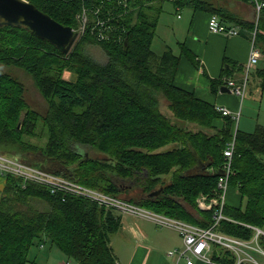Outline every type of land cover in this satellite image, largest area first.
<instances>
[{
	"label": "trees",
	"instance_id": "obj_1",
	"mask_svg": "<svg viewBox=\"0 0 264 264\" xmlns=\"http://www.w3.org/2000/svg\"><path fill=\"white\" fill-rule=\"evenodd\" d=\"M28 1L73 28L83 6L100 7L105 18L111 12L112 28L109 38L100 39L90 26L64 52L25 25H0V152L109 194L139 189L138 197L125 199L209 226L213 213L199 208L197 198L218 195L225 149L235 137L229 191H237L238 198L236 203L225 200L224 214L230 219L215 229L244 240L255 237L249 225L264 230V125L254 131L236 128L232 115H223L214 102L176 84L182 55L202 65L185 42L180 53L171 46L161 54L152 49L164 0ZM172 1L180 9L216 13L223 21L254 28L230 10L228 0ZM237 1L253 5V0ZM259 27L264 31V7ZM257 43L264 55V33H258ZM86 44L102 48L106 60L94 58ZM5 67L33 77L48 103L45 112L29 105L24 83ZM259 72L264 76V68ZM207 77L211 91L218 93L222 78ZM162 97L172 116L161 109ZM39 123L46 130H38ZM45 132L48 139L41 144L37 139ZM80 145L103 156L79 151ZM128 181L132 185L126 186ZM121 224L117 209L7 174L0 195V264H27L32 248L47 242L74 264H119L112 235ZM258 243L264 248V234ZM220 248L221 254L213 257L236 264L237 253Z\"/></svg>",
	"mask_w": 264,
	"mask_h": 264
},
{
	"label": "built area",
	"instance_id": "obj_2",
	"mask_svg": "<svg viewBox=\"0 0 264 264\" xmlns=\"http://www.w3.org/2000/svg\"><path fill=\"white\" fill-rule=\"evenodd\" d=\"M253 6L255 9V16L253 19L254 28L252 30V47L248 60L244 64L242 80L237 81L234 77L227 75L222 78L224 84L229 87L234 94L242 98L246 94L252 71L257 67L259 61L263 58V52L257 44V35L259 32L264 33V31L259 27L260 15L264 7V0H253ZM101 12L100 7L90 9L88 6H83L82 11L77 15L78 25L76 28H73L77 33V37L83 36L87 29L91 26V33L93 35L98 36L100 39L109 38V31L112 28V25L109 23L111 12H109V15L106 18L101 16ZM208 25L210 31L216 34L231 37L240 33L238 25L227 24L216 13L211 14ZM216 109L223 115H232L234 118L239 117L238 114L233 113V111L226 105L217 104ZM234 149L235 137L229 142L227 148L225 149L227 160L223 168L224 175L218 183V187L220 189L218 195L211 197L210 195L202 194L198 198L200 208L212 209L214 211L213 221L210 226H201L180 218L157 213L140 204L122 198L121 196L109 194L102 190L81 184L76 180L57 175L49 170L37 166H33L18 157H12L2 152H0V177L5 178L7 174H13L23 178L24 181L32 180L44 184L51 188L52 192L62 189L68 190L77 195L95 200L107 207L117 209L122 213H130L135 216L149 218L163 226L172 227L180 233L184 246L179 250H170L168 255L173 256L174 254H178V258L180 259L184 257L187 264H195L196 260L206 261L209 264H229L215 261L212 258V251L215 245H220L234 250L237 253L236 264H241L242 261L250 260V258L253 260V257L245 250V248L249 247L252 242H255L258 250L264 253V250L258 243V236L259 234H264V230L256 226L249 225L255 229L256 235L252 240H244L219 232L215 229L216 225H218L221 220L230 219L224 214V204L227 190L229 188V178L233 173L232 156ZM66 264L74 263L71 260H68Z\"/></svg>",
	"mask_w": 264,
	"mask_h": 264
},
{
	"label": "crops",
	"instance_id": "obj_3",
	"mask_svg": "<svg viewBox=\"0 0 264 264\" xmlns=\"http://www.w3.org/2000/svg\"><path fill=\"white\" fill-rule=\"evenodd\" d=\"M235 1L237 2V0ZM235 1L228 0V2H226L230 10L242 19L253 22L255 16L254 6L242 1H238L239 3L236 4ZM187 8H189V30L185 36V40L179 42V44L181 45V43L185 42L186 46L197 55V59L202 66H195L185 55H182L175 82L179 86L195 90L197 95L206 100L214 102L215 104L226 105L234 111L238 106L236 98L228 96L227 93H230L228 91L220 90L218 93H213L207 75L211 78H223L227 75L234 77L237 81H241L242 69L244 63L248 60L252 47L253 29L251 30L248 26L243 27L235 21L227 20L225 21L227 24L238 25L240 33L231 37L216 34L210 31L208 25L211 13L195 10L192 7ZM176 9L181 10L177 7ZM225 64L228 65L224 66ZM224 69H228L229 72L223 74ZM259 69L261 68L258 65L252 74L250 86L253 81L257 80V76L261 79L264 77L260 74ZM230 94L234 95L232 92ZM4 184L5 178L0 177V195ZM236 199L233 195H230L228 189L226 201L228 200L232 203H236ZM186 206L191 212L197 213L191 206ZM207 210L212 211L214 214L212 209ZM149 221H151V219L140 218L130 213H122L121 227L112 235V245L118 256L119 264H187L184 257L179 259L178 254L169 256L168 253L163 255L160 253L162 250H159L161 241L164 244L162 245L163 249L169 251L183 248L184 243L180 233L176 229L170 227L171 229H169L170 233L168 236L166 235L164 236L165 238H159L161 241H158L157 245H153L152 231L147 227ZM117 234H120L118 236L121 237L124 236L123 243H116L117 239L115 236H117ZM48 244L49 243L39 245L35 252L31 250V260L27 264H66L69 258L65 253L54 245L50 244L49 247H47ZM220 247L222 246L215 245L213 247L212 258L215 261H220L213 257L215 253H220L222 251ZM248 248L264 255L263 252L258 250L255 242H252L245 250L247 251ZM261 248L264 250L263 247ZM252 262L258 264V261H256L254 257ZM195 264L209 263L196 260Z\"/></svg>",
	"mask_w": 264,
	"mask_h": 264
},
{
	"label": "rangeland",
	"instance_id": "obj_4",
	"mask_svg": "<svg viewBox=\"0 0 264 264\" xmlns=\"http://www.w3.org/2000/svg\"><path fill=\"white\" fill-rule=\"evenodd\" d=\"M230 1V0H229ZM235 1V0H233ZM228 2V1H227ZM236 4L239 2L235 1ZM189 8L185 7L181 10L176 9L174 3L172 0H164L163 1V12L160 17L159 25L157 28L156 35L154 37V40L152 42V49L161 54L164 52V50L167 48V46H171L176 53L181 52V45L179 42L185 40V36L188 33V10ZM235 9V8H232ZM180 14V17H179ZM182 14V16H181ZM79 37L76 38V41ZM75 41V42H76ZM86 50L89 54H91L94 58L100 61H105L107 56L105 51L100 48L98 45L94 44H86L85 46ZM228 64H225L224 66H227ZM259 67L261 69L264 68V58H262L259 63ZM5 70L12 75L17 76L25 85V98L29 105L36 109L37 111L43 113L46 111L48 103L44 96L41 94L38 86L36 85L33 77L29 75L26 71L23 69L17 68V67H5ZM257 80L253 81L251 86L249 85V89L244 97V100L241 104V97L234 96L230 93H227L230 97H235L238 106L237 109L234 111L237 112L239 115L238 120H236V127L240 128L241 130L245 131H254L256 126L258 124L264 125V86L262 85L264 82V78H260L259 76L256 77ZM209 79V78H208ZM227 92V91H226ZM161 109L167 113L168 115L172 116V113L168 107V101L165 98H161ZM233 110V109H232ZM182 123V122H181ZM196 127L194 126V129ZM45 128L42 126L41 123H39L38 130H44ZM46 130V129H45ZM48 139V134L45 132V134L42 136V138L37 139L39 143H44ZM33 141H36V138H33ZM79 151L82 152H89L93 156H99L102 157L103 155L100 153H97L95 150L86 147V146H78ZM27 162V161H25ZM28 164H31L33 166H36L30 162H27ZM38 167V166H37ZM132 185V181H128L126 186ZM129 189L127 187H123V189ZM138 193H140L139 189H136L135 191L129 193V194H121L120 196L122 198L129 199L130 196H136L138 197ZM202 195V194H200ZM199 195V196H200ZM230 195H233L234 198H238L237 191H234L230 189ZM198 196V198H199ZM197 198V203H198ZM199 205V204H198ZM146 207V206H145ZM147 208V207H146ZM138 217V216H137ZM140 218H144L139 216ZM148 219V218H146ZM148 229L152 231V239H153V245H157L158 241H161L159 238H165L164 236H168L170 233L169 229H171L168 226H163L153 220L149 221L147 223ZM120 234H117L116 237V243L121 244L123 243L124 236H118ZM113 238V237H112ZM48 243V242H47ZM50 243L47 247H49ZM163 242L161 241V246L159 248L161 254H167L169 253V250L163 249L162 247ZM38 246H35L32 248L33 252L37 250ZM248 254H250L256 261H258V264H264V255L260 252H257L253 249L247 250ZM154 252V251H153ZM62 253V252H60ZM247 254V253H245ZM247 256V255H246ZM250 260H252L250 258ZM253 261V260H252Z\"/></svg>",
	"mask_w": 264,
	"mask_h": 264
},
{
	"label": "water",
	"instance_id": "obj_5",
	"mask_svg": "<svg viewBox=\"0 0 264 264\" xmlns=\"http://www.w3.org/2000/svg\"><path fill=\"white\" fill-rule=\"evenodd\" d=\"M0 25H25L36 36L53 43L64 52L72 48L77 38L73 27L60 23L28 0H0ZM221 90L230 91L225 86Z\"/></svg>",
	"mask_w": 264,
	"mask_h": 264
},
{
	"label": "bare ground",
	"instance_id": "obj_6",
	"mask_svg": "<svg viewBox=\"0 0 264 264\" xmlns=\"http://www.w3.org/2000/svg\"><path fill=\"white\" fill-rule=\"evenodd\" d=\"M243 71H244V68H243ZM224 83V82H223Z\"/></svg>",
	"mask_w": 264,
	"mask_h": 264
},
{
	"label": "flooded vegetation",
	"instance_id": "obj_7",
	"mask_svg": "<svg viewBox=\"0 0 264 264\" xmlns=\"http://www.w3.org/2000/svg\"><path fill=\"white\" fill-rule=\"evenodd\" d=\"M20 26V25H19Z\"/></svg>",
	"mask_w": 264,
	"mask_h": 264
}]
</instances>
